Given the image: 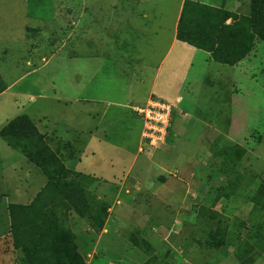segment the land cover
Returning a JSON list of instances; mask_svg holds the SVG:
<instances>
[{
    "label": "rangeland",
    "instance_id": "374dc122",
    "mask_svg": "<svg viewBox=\"0 0 264 264\" xmlns=\"http://www.w3.org/2000/svg\"><path fill=\"white\" fill-rule=\"evenodd\" d=\"M110 1L100 0L89 12L98 20L92 26L112 30L91 35L89 41L77 33L64 43L66 30L89 29L88 22H71L86 11L82 0L73 1L75 14L66 13L71 9L67 0H0V48L10 46L8 64L14 55H26L25 42L37 39L41 56L50 57L35 74L22 78L28 72L25 59L7 73L6 82L14 84L0 96V129L5 120L27 115L58 141L75 143V159H69L83 175L65 178L80 180L87 201L84 219L57 196L56 207L47 211L61 212L60 227L48 247L41 240L35 255L30 246L39 240L32 233L28 248L15 246L12 205L0 196V264H29L31 258L34 264L43 259L46 264H264V208L252 204L258 190L264 192V42L255 40L241 65L216 64L186 44L171 46L181 0H139L135 10L129 2L121 19ZM231 7L233 14H250V0H236ZM132 11L147 16L131 17ZM202 13L195 10L186 17L183 36L190 28L206 29L198 23L208 20ZM222 36L224 55L242 43L235 32ZM120 65L142 68L144 92L148 97L151 90V100L172 104L181 98L174 103L164 143L157 138L151 146L148 140L139 144L144 123L130 104L120 102L130 83L113 69ZM101 66L106 72L93 76ZM85 85L91 91L100 88L96 107L104 111L100 121L89 122L91 138L85 134L82 105L75 102ZM0 150L1 180L25 159L1 141ZM158 154L170 157L169 164L156 166ZM148 164L150 173L139 174ZM33 165L46 186L48 179ZM91 175L97 178L84 184ZM167 182L170 190L177 189L176 197L182 194L175 204L183 207L161 206L160 199H169L163 187ZM123 198L127 204L118 206ZM33 219L29 216L28 223Z\"/></svg>",
    "mask_w": 264,
    "mask_h": 264
},
{
    "label": "trees",
    "instance_id": "16d2710c",
    "mask_svg": "<svg viewBox=\"0 0 264 264\" xmlns=\"http://www.w3.org/2000/svg\"><path fill=\"white\" fill-rule=\"evenodd\" d=\"M189 8H191V11L203 10V13L208 14V20L206 22H198L206 28L203 31H199V29L196 31L194 28H190L188 32L186 30L187 34L183 36L181 33L182 22L186 20L187 16L191 15ZM227 21L231 23L226 24ZM227 32L237 33L242 43L240 46L232 47L230 54L224 55L223 52L221 53L224 48L222 35ZM192 33H195V35ZM177 39L207 52L213 62L233 67L251 53L255 40L258 39L264 42V0H250L249 16H239L187 1L179 20ZM3 90L4 86L0 80V93ZM0 139L30 163L38 166L48 179L47 185L38 193L30 205L25 207L9 206L13 235L16 237L15 246L19 249L23 245L28 248L29 240L27 235L32 233L39 240V242L31 243L30 246L33 250L32 253L36 255L42 245L41 240L46 241L44 245L48 247L53 240V234L60 227L58 218L61 212L59 211L57 216L56 213L47 211V209L56 207L55 201L60 194L64 197L62 201L64 199L67 206H70L80 218L85 219L86 213L84 210L87 209L85 190L80 180L74 181L73 179L68 180L65 178V176H72L74 173L65 169L55 157L53 152L47 147L44 136L38 132L27 115L17 116L5 125L0 130ZM86 179L89 180L83 179L84 184L94 181L91 178ZM215 200L219 201L220 196H217ZM252 200L253 207L256 206L259 210L264 208V192L262 190H258L257 195ZM29 216L34 218L32 223H28L30 221ZM30 260L29 264H34L32 258ZM46 262L47 260H42L43 264H46Z\"/></svg>",
    "mask_w": 264,
    "mask_h": 264
},
{
    "label": "crops",
    "instance_id": "0c3cea01",
    "mask_svg": "<svg viewBox=\"0 0 264 264\" xmlns=\"http://www.w3.org/2000/svg\"><path fill=\"white\" fill-rule=\"evenodd\" d=\"M73 1L74 0H67V7L68 6L71 7V9L70 8L67 9V11H66L67 14H71L70 10H74V8H73L74 4H72ZM82 1H83L82 4L85 7L84 9H86V11L82 9L81 14L77 15L76 18L81 17V20L75 19L76 21H74V19H73V21H71V22H73L74 25H76V24L78 25V23L84 24V22H88V25H89L88 28L89 29H88V31L80 29L81 32H79L76 28L70 29L69 31L66 30L65 40L63 41L64 43L67 41L71 42L73 37L78 35L77 33H81V37L86 38L87 41H89L88 39L91 35H99L100 31H104L105 33H108L109 30H112L111 28L110 29L104 28V27H108V26H104L102 28L100 25L99 26H96V25L92 26L91 25L92 24L91 22H93V21L97 22L98 20L93 19L94 15H92V13L89 12V10H90L89 8H91V9L94 7L96 8V5L98 4V2L100 0H82ZM137 1H139V0H113L110 2H111V4H113L112 10L115 9V11H117V13H118L117 17L121 19L123 17V15L125 13H127V12H125L126 10L124 8L128 5V3L130 2L132 10H135L136 9L135 6L137 5ZM149 1H151V0H141L142 3L143 2H149ZM187 1H190V2L192 1V2H195V3L202 5V6H206V7H210V8H214V9H218V10H223V11L231 13L233 10L231 6H233V2H235L236 0H181L179 3V7H178V11H177V17L175 20V31H174V36H173L172 41H171V46H173L177 42L186 44V43L181 42L177 39V31H178L179 20H180V17L182 15V12H183L184 5ZM109 10H111V9H109ZM75 12H76V10H74L72 12V14H75ZM128 14H131L130 15L131 17L135 16L136 14L141 16V17L147 16L143 13H141V14L136 13L135 14L134 11H132ZM72 17H73V15H72ZM227 23H228V21H227ZM96 27H97V30H96ZM37 34H40V31ZM24 44H26V46H28V47H25L26 50L24 51L26 53V55H21L25 58H21L19 53L16 55L13 54L14 55V57L12 58L13 61L10 62L12 67H11V65L8 64L9 57H11L10 56L11 55L10 46L7 45L6 47L4 46V48H0V80L2 81L3 86H4V90L0 93V96L7 94L13 88L12 86L14 83L8 85V83L6 82L7 73H9L11 70H18V67L21 64H23L24 59L26 60V68H28V72L26 74H24L22 76V78H24V76H27L28 74H31V73L35 74L37 71L38 72L42 71L45 68V65H47V63L49 62L50 57L46 58L43 55L41 56V50H40L41 48L39 46L40 44H39L38 39L33 40V41H27ZM186 45H188V44H186ZM188 46H190V45H188ZM31 47H32V51L30 50L29 52H27L28 48H31ZM190 47H192L196 51H202V50L195 48L193 46H190ZM54 49H55V47H54ZM202 52H204V51H202ZM205 53L209 57L210 61H212L210 55L207 52H205ZM15 58H18L17 60H19V61L15 60ZM67 58L70 59L69 55L68 56H62L61 60L62 59L66 60ZM87 60H91V58H87ZM241 63H242V61L239 62L238 65H241ZM16 64H17V66H15ZM102 64H104V63H102ZM118 64H120V63H118ZM102 66L99 67L94 72L93 76L94 75L100 76L101 73L104 74L106 72L105 67H102ZM127 67L122 68L121 65L119 66V69L116 67H113V69L117 71L118 75L121 74L119 79L125 78L126 80L130 81L129 86L127 87L128 91H125L123 93L124 96L120 97V100H121L120 102H122L124 104H130L129 109L132 111V113L134 114L135 117H139L137 115L136 111L139 109V107H141L144 104V102L146 100L150 101L152 99V98H149V96L152 97L151 90L149 91V96L146 97V92H144V88H143L144 78L142 77V74H141L142 68L141 69H139V68L130 69L129 66H127ZM21 70H23V69H21ZM155 79H156V74L153 77V79L151 80V82H152L151 88L152 89H153V84L155 83ZM102 91H104V90L102 89ZM80 93H81V95L75 99V102L82 105L81 106L82 117L87 120V123L86 122L84 123L85 124L84 125L85 134L89 138H91L90 136L93 135L92 134L93 127L89 124V122L94 124V122L100 121L104 115V111H101L100 109H98V107H96L100 104L98 102V99L100 96L99 94H101L100 88H97L96 91H91L89 89V86L85 85L82 88ZM176 101H178V103H180L181 98H177L174 101V103ZM174 103H172L171 105H173L175 107ZM126 106L128 107L129 105H126ZM18 116H20V115H18ZM29 119L33 122V124L37 128L38 132L44 136V140H45L47 147L53 152L55 157L63 164L65 169H67L68 171H71L72 173H79V172L75 171L74 170L75 167H73L76 165V161H75V163H74V161H71L72 159H75L74 156H75V153L77 152L75 150L76 144L71 143L69 141L64 142V143H62L61 141H58L57 137L55 136L56 134H53V132L47 131V129L45 127H40L30 117H29ZM11 120H9V119L5 120V125H7ZM5 125H2V126L4 127ZM143 128H144V126H143ZM142 132H143V129H142ZM0 141L7 146V144L5 142H3L1 139H0ZM141 141H142V133H140L139 144L141 143ZM58 142H60L61 145H63V146H58L57 145ZM53 145H54V147H53ZM7 147H9V146H7ZM63 150H67L66 153H68V151H70V154L69 153L64 154ZM0 152H1V150H0ZM64 156L66 157V159H64ZM157 160L159 161V163H157ZM169 160H170V157L167 158L165 155H162V154L159 155L158 154L156 156V166L162 165V162H163V165L169 164ZM24 161H26V162H24ZM32 165L33 164H31L30 162H27L26 159L22 160L21 164H19L18 166L15 165L17 167H13L11 172H9L6 176L3 175L1 177L0 191L2 192V194L0 196H1V198H3V200H1V201L2 202L4 201V203H6V205L7 204L8 205H20V206H24V207L28 206L31 203V201L35 198V196L45 186V182L42 181L41 176L38 173L34 172V170H36V169H33V168H36V167L34 165L33 166ZM148 166H149V164L146 166L145 170L140 171L139 174L144 173V171L146 174L150 173V169H152L153 166L151 164L149 167ZM37 170H36V172H37ZM187 170L188 169H186V174L188 172ZM9 174H11V175H9ZM79 174H81V173H79ZM8 175H9V177H7ZM81 175H83V174H81ZM87 176H89V175H87ZM90 177H92L93 179L97 178L95 175H93V176L91 175ZM128 177L130 179V176L128 175L127 177H124L123 178L124 180H122V181L125 182V181L129 180ZM133 177H134V179L138 178V177H136V175H134ZM135 180H137V179H135ZM170 180L171 179H169L168 181H170ZM122 184H123V182H122ZM171 184H172L171 182H167L165 184V186H163L164 189H166V194H164V195H167L169 199H160V201L162 203L161 206L164 208H173V207H178V206L183 207V205L175 204V199L176 198L179 199L182 196V194H181V196L176 197L175 191H177V189L175 188V189L170 190V188L172 186ZM183 193H184V191H183ZM29 199H31V200H29ZM182 201H184V199ZM217 202L219 203L220 200ZM117 204H119L118 206H121V204L122 205L127 204L126 198H123L121 200H117ZM183 204H184V202H183ZM128 205L131 208H133L131 206L132 203H130ZM118 206L114 205V207H112V208L115 209ZM114 215L117 217V215L115 213H114ZM111 224L112 223L110 222V225H109V221H108L106 223V227L109 226V229H110L112 227Z\"/></svg>",
    "mask_w": 264,
    "mask_h": 264
},
{
    "label": "built area",
    "instance_id": "2783aa9c",
    "mask_svg": "<svg viewBox=\"0 0 264 264\" xmlns=\"http://www.w3.org/2000/svg\"><path fill=\"white\" fill-rule=\"evenodd\" d=\"M174 109L173 105L156 99L150 100L146 107L139 108L136 113L144 123L142 141L148 140V145L151 146L158 138L161 143H164Z\"/></svg>",
    "mask_w": 264,
    "mask_h": 264
}]
</instances>
